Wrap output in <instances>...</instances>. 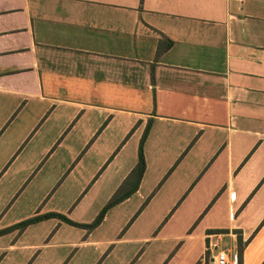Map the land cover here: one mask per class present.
I'll list each match as a JSON object with an SVG mask.
<instances>
[{
	"label": "crops",
	"instance_id": "obj_1",
	"mask_svg": "<svg viewBox=\"0 0 264 264\" xmlns=\"http://www.w3.org/2000/svg\"><path fill=\"white\" fill-rule=\"evenodd\" d=\"M147 124L134 193L0 234V264H211L237 235L264 264V0H0V230L90 223Z\"/></svg>",
	"mask_w": 264,
	"mask_h": 264
},
{
	"label": "trees",
	"instance_id": "obj_2",
	"mask_svg": "<svg viewBox=\"0 0 264 264\" xmlns=\"http://www.w3.org/2000/svg\"><path fill=\"white\" fill-rule=\"evenodd\" d=\"M172 44H173L172 40H170L169 38L165 36H162L157 43L155 58H158L162 53H164L167 49H169ZM153 71L154 70L152 67L151 69V80L152 81L154 78ZM148 130H149V125L147 124L142 134V137L140 139V142H139V146L137 150V160H136L135 165L133 166V168L130 170L128 175L123 179L121 184L117 187V189L114 191V193L111 195V197L108 199V201L104 204V206L100 209V211L97 213L95 218L90 223H78L73 220H70L63 214H60L57 212H46L43 214L29 217L9 227L1 229L0 234L15 230V229H18L19 231H21L22 229H24L27 225L31 223H34V222H37L43 219L51 218V217L59 218L63 220L64 222H67L68 224L82 227L87 230L93 229L95 226H97L102 221L106 211L109 208L123 201L124 199L129 197L132 193H134L137 190L139 183L141 181V178L143 176V173L145 171V156H144V150H143V143L147 136ZM243 245L244 244L241 241V237L237 235V253L239 257V264H241V261H242Z\"/></svg>",
	"mask_w": 264,
	"mask_h": 264
},
{
	"label": "built area",
	"instance_id": "obj_3",
	"mask_svg": "<svg viewBox=\"0 0 264 264\" xmlns=\"http://www.w3.org/2000/svg\"><path fill=\"white\" fill-rule=\"evenodd\" d=\"M211 236V235H209ZM205 256L211 264H239L237 251L229 248H218L216 243L208 242L205 248Z\"/></svg>",
	"mask_w": 264,
	"mask_h": 264
},
{
	"label": "rangeland",
	"instance_id": "obj_4",
	"mask_svg": "<svg viewBox=\"0 0 264 264\" xmlns=\"http://www.w3.org/2000/svg\"><path fill=\"white\" fill-rule=\"evenodd\" d=\"M223 243H225L226 245H228L227 243H229V245H231V242H229L227 238L224 239ZM219 248H223V245H221Z\"/></svg>",
	"mask_w": 264,
	"mask_h": 264
}]
</instances>
